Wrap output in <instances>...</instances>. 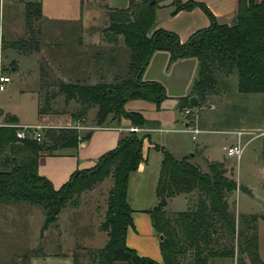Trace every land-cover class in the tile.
<instances>
[{
	"label": "trees",
	"instance_id": "trees-1",
	"mask_svg": "<svg viewBox=\"0 0 264 264\" xmlns=\"http://www.w3.org/2000/svg\"><path fill=\"white\" fill-rule=\"evenodd\" d=\"M163 1L166 0H130L126 8L106 7L107 26L100 31L109 43L118 44L119 37H123L131 51L127 75L117 78L116 83L60 80L56 84L58 89L46 98V105L63 94L67 101L80 103L79 116H86L91 108L97 107V126L130 118L133 125L149 127L153 121L140 112L126 111L124 104L132 98L160 104L166 98L162 83L143 79L157 50L170 51L172 60L198 58L199 76L192 94L198 98L196 106L214 91L216 70L238 74L241 92L264 93V0H238L237 13L229 24L220 23L203 2L172 0L173 14L201 6L211 19L208 27L194 32L186 42L176 32L157 28V9ZM25 10L26 36L4 45L20 51H38L40 29L37 22L42 16V4L40 1L27 2ZM192 96L183 97L184 103L180 106H191ZM15 120L12 118V123ZM18 127L0 125V201H26L41 206L45 211L42 232L58 221L65 207L77 206L82 192L110 175L114 176L106 219L101 223V229L107 232L109 239L104 247L96 250L97 264H115L117 261L187 264V259L188 264H210L217 257L234 258L236 247L241 252L237 264H264L258 243L260 216L237 217L228 198L239 185L234 169L224 162L207 161V170H204L189 157L177 159L164 151L157 184L159 203L149 211L157 234L164 236L160 241L163 262H158L139 255L126 242L128 228L133 225V208L127 199L129 177L144 160L147 133L126 132L118 145L103 154L94 166L77 170L65 184L55 188L49 178L39 173L42 152L56 154L62 149L77 148L88 135L82 137L80 130L71 126L48 127L44 130L43 141L39 142L32 137L18 138ZM241 188L250 192L245 186ZM194 191H198V197L188 210H167L170 198ZM27 255L32 257L33 254ZM78 255H73L74 264H79Z\"/></svg>",
	"mask_w": 264,
	"mask_h": 264
},
{
	"label": "crops",
	"instance_id": "crops-1",
	"mask_svg": "<svg viewBox=\"0 0 264 264\" xmlns=\"http://www.w3.org/2000/svg\"><path fill=\"white\" fill-rule=\"evenodd\" d=\"M38 1L42 4V16L37 22L40 29V49L38 51H20L5 46L4 44L7 42H13L26 36V3ZM129 1L130 0H19L18 17L13 7L8 18V23L6 25L4 23V26L2 28L0 27V65L7 75L11 77L7 69L3 68V54L5 51H8L9 48L10 50H17V53L21 54V56H30V58L34 60L33 66L25 67V69L21 70L19 61L16 62L17 60L14 59L12 70L21 73L19 78H17L18 80L15 81L16 84L11 86L10 83H14L11 77V80L6 84L5 90L0 92V125L14 124L22 126L45 124L50 127H69L79 120V122L85 126L80 130V135L82 137L88 135V137L81 141L79 147L62 149L56 154H51L48 151H44L41 154L39 173L49 178L55 188H60L65 184L70 176L77 170L94 166L103 154L114 149L118 145L122 136L127 132L119 128H127L133 124L122 125V121L119 123L114 122L106 126L90 124L89 120L95 119L97 109L93 107L86 116H79L80 103L76 100L67 101L63 94H59L56 98L51 99L50 105L46 109H42L43 98L41 89L43 72H58L61 80L64 81L82 80L86 82L82 74L88 73L87 67L89 63L83 62L82 56L88 55L90 57L89 52L95 46L98 47L101 46V44L107 46L115 45L103 40L102 32L99 29L103 21L102 18L106 7L126 8L129 5ZM183 1L187 2L190 0ZM196 1L207 3L220 23H232L238 9V0H218L217 4L213 3L211 0ZM171 3L172 0H166L160 3V7L157 9V28L177 31L176 33L180 35L181 39L185 40L187 36L181 35L183 32L177 27L176 20L181 19L184 23H187L183 30L185 34L188 35L197 29L209 25V18L198 8L195 10L193 9L191 12L187 10L179 11L175 17L169 18V14L173 11L172 7H174ZM93 28H96V30ZM120 44L123 49H125V53L127 51L129 54L122 36L119 37L117 45L120 46ZM113 50L112 48L111 54L108 52V57L111 56L110 60L114 59V56L117 55L118 52ZM192 59L194 58H179L171 65H174V67L179 63L183 65L186 60L191 62L194 61ZM169 60V51H155L149 65L145 69L143 78L147 81L162 82L172 97H187L189 93H185V87L180 82L179 77L173 78L169 73L167 74L168 70L172 67L168 68ZM85 63H87L86 66H84ZM154 63H156V66L158 65L157 69L154 68ZM126 66V64L123 65V70H125L124 68H126ZM117 68L119 70L115 71L114 67L108 70L111 71L110 73L112 74L113 72L116 73L120 71L119 65H117ZM82 71L85 72L83 73ZM89 76L90 75H88V77ZM103 76L104 75H101V77ZM114 76L116 79L119 74L116 73ZM112 81H114V79H112ZM102 82H108L105 76L101 80L93 81V83L90 84ZM174 82H176V84H174ZM13 92L17 93L11 101ZM61 100L63 104L62 106H58ZM182 103H184V101L181 100H177L174 103V106L178 108L180 112L185 108L180 106ZM12 118L16 119L13 123ZM86 119H88V122H86ZM146 129V132H148L151 128L146 127ZM150 140L151 139L147 137L144 141V160L139 165L138 170L134 172L135 174H143L146 171V149L148 148L149 152L151 148ZM196 152L195 154H198L200 157L203 156L208 161H222L216 157L214 151L207 145L199 147ZM222 162H224L228 168H233L236 173L239 187L229 196L228 200L230 199V202L232 201L231 198L233 196L235 197L233 202L236 204L237 217L239 218L241 215L251 214L260 216L258 219V243L259 253L264 261L262 254V247L264 244V158L258 157V159L254 161L252 170H250V172L253 173V177H255V183L259 184L257 186L253 185L254 181L242 179L241 176L239 177L237 166H235V168L230 167L228 165V160ZM156 180L157 177L155 178V184ZM129 183H131V180H129ZM155 184L153 183L154 187L152 188L151 183L149 190L145 191L143 186L140 185V192L138 190L136 192L134 189L132 199L130 198V185L128 197L133 208V225L128 228L126 242L127 245L134 248L139 255L150 257L158 262H163L160 248L161 239L153 226L149 213V211L158 204ZM241 186L247 187L250 192L243 191ZM187 196L188 194L184 193L181 194V196H174L170 199L168 205L174 202L178 197ZM33 207L34 206L26 201H0V242L9 241L12 244L15 243L16 247H28V249L14 252L13 256L17 257L18 264H24V256L34 250H32L30 246H39L40 250L32 255L31 259L28 260V264H74L73 251H57L56 248L63 247V240L72 235L71 232L75 228L74 217L77 214L76 207H65L61 211L58 221L42 232V227L45 222L44 216L43 223L37 228V234L34 235V239L32 243H30L31 229L29 212L31 209L34 211ZM102 221L103 219L100 215L95 229L93 228L94 224L92 225V222L89 221L88 218L81 220L79 225L85 231L93 228V232L90 233L89 236L101 238V246L104 247L109 237L107 232L101 229ZM99 246L89 245L87 248L100 249ZM45 247L54 249L46 250ZM217 258L212 259L210 264H214V260ZM233 261L234 264H236L237 260L235 257Z\"/></svg>",
	"mask_w": 264,
	"mask_h": 264
},
{
	"label": "rangeland",
	"instance_id": "rangeland-1",
	"mask_svg": "<svg viewBox=\"0 0 264 264\" xmlns=\"http://www.w3.org/2000/svg\"><path fill=\"white\" fill-rule=\"evenodd\" d=\"M19 0H0V27L2 28L8 23L9 15L15 8L16 15L18 17V6ZM183 1V0H182ZM196 1V0H192ZM213 3H218V0H211ZM184 2V1H183ZM198 2V1H197ZM208 7L209 5L205 2ZM174 10V7H172ZM196 8L200 9L203 14L209 18L211 24V19L205 10L201 6H195L192 9L187 11H193ZM210 8V7H209ZM182 11V10H181ZM212 11V10H211ZM15 15V17H16ZM177 15L169 14L170 17H175ZM103 21L101 23V27L99 29H103L107 26V9L104 11ZM218 20V19H217ZM176 25L183 32V36H187L185 40L181 39L183 42H186L188 38L197 30H195L190 35L185 34L184 28L187 23H184L181 19L176 20ZM208 25V26H209ZM205 26V27H208ZM202 27V28H205ZM200 28V29H202ZM96 30V28H93ZM171 31V30H168ZM173 31V30H172ZM177 32V31H173ZM180 33V32H179ZM178 34V33H177ZM103 35V34H102ZM179 35V34H178ZM180 36V35H179ZM181 38V37H180ZM104 40V39H103ZM114 44V43H111ZM109 48V49H108ZM112 48L117 52V55L114 56V59L110 60L111 56L108 57L109 54L112 53ZM129 54L125 53V49L117 44L115 45H104L95 46L91 49L90 57L87 55L82 56V61L89 63L87 67V74L85 71H82L84 74L83 77L86 80V83H93V81L101 80L104 76L107 78L110 83L112 79L113 83L117 82V77H125L128 73V65L130 62L131 51L126 46ZM113 50V51H114ZM168 51V50H166ZM17 50H9L5 51L3 54V68H6L9 74L12 77V81L14 83H10L11 86L16 84L21 72L13 71L12 66L14 63V59H16L20 63L21 70L25 69V67L33 66L34 60L30 58V56H21V54L17 53ZM170 52V51H169ZM155 53V52H154ZM107 54V55H106ZM108 57V58H107ZM194 61H184L185 63H179L174 67L171 64L175 60L171 59L168 63L167 74L169 73L171 77L177 78L179 77L180 82L185 87V93L188 94L187 97L192 96L193 88L195 80L199 76V60L197 57L192 56ZM189 58V57H186ZM151 60V59H150ZM177 60V59H176ZM81 61V60H80ZM191 62V63H190ZM84 66H86V64ZM126 64L125 70H123V65ZM119 65L120 71L116 72L119 76H115L116 73H110L111 67L115 68L114 70H119L117 68ZM149 65V64H148ZM147 68V67H146ZM154 68L157 69L158 65L154 63ZM109 69V70H108ZM108 70V71H107ZM6 71V70H5ZM102 71V72H101ZM145 72V71H144ZM144 74V73H143ZM88 75H90L88 77ZM101 75H104L101 77ZM88 77V78H87ZM100 77V78H99ZM215 77L217 78V83L214 91L210 92L205 100L200 101V103L195 106L196 111V121L198 126L202 129L200 133L196 135V138H193V134L185 131L186 129V116L180 112L178 108L174 106V103L178 100H181L183 97H172L166 89V98L158 104L157 102L143 99V98H132L125 102L124 108L128 112H140L143 116L150 121H153V125H149V131L137 132L140 135L146 134L148 138H150V150L148 152V148L146 149L147 157L145 159L146 171L143 174H135L131 173L129 180L131 183H128V190L131 185V195L130 198L133 197L134 189L140 192V185L143 186L144 191L149 190V187L152 188L153 183L155 184L156 180V195H157V184L160 176L162 161L164 158V151H168L177 159H183L185 157H189L190 160L202 166L204 170H207V159L203 156H199L196 151H198L199 147L203 145L209 146L215 153L216 157L222 161L228 160V165L230 167L237 166L238 168V176L242 179H247L254 181L253 185H259L255 183V177H253V173L250 172L252 170V166H254V161L259 158H264V93H244L241 92L238 88V74H225L222 70L215 71ZM144 79V78H143ZM61 80L58 72H43V81H42V89L41 95L43 98L42 106L47 108L46 98H49L50 95L58 89L56 84ZM145 80V79H144ZM159 82V81H158ZM176 84V82H174ZM17 92H13L11 95V101L14 99ZM185 94V95H186ZM7 101V100H6ZM13 103V102H11ZM63 102L58 104V106H62ZM50 105V104H49ZM188 107V106H187ZM97 109V107H94ZM180 112V113H179ZM112 118V116L110 117ZM109 118V119H110ZM108 119V120H109ZM155 119V120H154ZM122 125H129L132 123L130 118H122ZM85 122V121H84ZM88 122V119H86ZM90 124H95V119L89 120ZM140 126V125H139ZM146 127V126H141ZM238 130H252L255 131L257 136L246 134L243 136V144H245L248 140L247 145L244 148L241 159L238 161L236 157H230L227 155L226 148L230 145L237 142L238 136L236 131ZM154 145V147H153ZM149 146V147H150ZM195 151V152H194ZM194 153V154H193ZM201 155V154H200ZM137 171V170H136ZM134 173V174H133ZM114 176L110 175L102 182L98 183L94 187L85 190L78 197V205H68V207H76L77 214L74 217L75 228L71 232L72 235L70 237H66L63 240V247L56 248L57 251L63 252H74L79 258V264H97V256L96 250L87 248L89 245L101 246V238L90 237L89 234L93 232V228L97 227L98 218L101 215L102 219H106V213L109 206V199L111 195V191L114 187ZM181 196V194H178ZM177 196V195H176ZM189 196V197H188ZM187 197H178L174 202H171L166 208L169 212H179L188 210L192 206V202L196 201L198 197V191H194L193 193L188 194ZM158 198V196H157ZM234 196L231 198L232 207L236 211V204L233 202ZM127 199L132 207L128 192ZM171 199V198H170ZM169 199V201H170ZM230 200V199H229ZM168 201V203H169ZM157 203H159V198L157 199ZM34 211L31 209L29 212L30 215V243L34 239V235L37 234V228L41 223H43V219L45 216L44 209L39 205L31 204ZM158 205V204H157ZM244 205V203H243ZM105 213V214H104ZM88 218L89 221L94 224V227L91 230H83L80 227L81 220H85ZM159 240V239H158ZM264 243V237H263ZM86 246V247H85ZM33 251H30L29 254L37 253L40 248L39 246H30ZM23 249H28V247L17 246L15 243H11L9 241L0 242V264H18L17 257H14V252L21 251ZM46 250L54 249L50 247H45ZM262 254L264 257V244L262 247ZM74 255V254H73ZM28 256V255H26ZM241 257V252L236 247L235 258L238 259ZM29 258L31 259V255L25 258L24 256V264H28ZM214 264H234L233 258H217L214 260ZM187 264L189 263V259H187ZM115 264H127L125 261H117ZM237 264V262H236Z\"/></svg>",
	"mask_w": 264,
	"mask_h": 264
},
{
	"label": "built area",
	"instance_id": "built-area-1",
	"mask_svg": "<svg viewBox=\"0 0 264 264\" xmlns=\"http://www.w3.org/2000/svg\"><path fill=\"white\" fill-rule=\"evenodd\" d=\"M11 80V77L7 75L4 70L2 69L0 65V92L5 90L7 82ZM182 113L186 116V129L185 131H188L193 134V138H196V135L202 131V129L198 126V123L196 121V111L194 106H188L185 107L182 110ZM50 127L49 125L45 124H35V125H22L18 127L17 130V137L20 139H25L27 137H32L38 140L39 142H42L44 139V130L46 128ZM71 127L77 128L81 130L85 126H83L79 120L71 125ZM122 130H125L127 132H142L146 131V127H141L139 125H131L127 128H119ZM236 134L238 136L237 142L230 145L229 147L226 148L227 155L230 157H236L237 160L239 161L242 157L243 151L247 143L254 137L257 136L258 134H255V131L252 130H238L236 131ZM249 134V135H254L250 140H248L245 144H243L242 136ZM261 134H264L262 132Z\"/></svg>",
	"mask_w": 264,
	"mask_h": 264
},
{
	"label": "water",
	"instance_id": "water-1",
	"mask_svg": "<svg viewBox=\"0 0 264 264\" xmlns=\"http://www.w3.org/2000/svg\"><path fill=\"white\" fill-rule=\"evenodd\" d=\"M198 103V98L196 96H192L190 98V105L191 106H196V104ZM164 238L163 235L160 236V239L162 240Z\"/></svg>",
	"mask_w": 264,
	"mask_h": 264
}]
</instances>
